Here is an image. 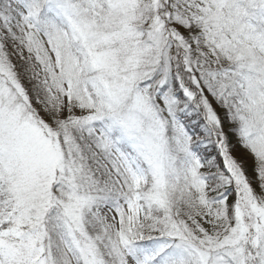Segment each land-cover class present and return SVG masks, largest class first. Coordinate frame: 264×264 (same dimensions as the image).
<instances>
[{
  "label": "snow or ice",
  "instance_id": "obj_1",
  "mask_svg": "<svg viewBox=\"0 0 264 264\" xmlns=\"http://www.w3.org/2000/svg\"><path fill=\"white\" fill-rule=\"evenodd\" d=\"M0 264H264V0H0Z\"/></svg>",
  "mask_w": 264,
  "mask_h": 264
}]
</instances>
